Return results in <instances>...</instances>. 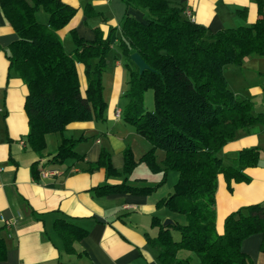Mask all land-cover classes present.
Segmentation results:
<instances>
[{
  "label": "trees",
  "instance_id": "16d2710c",
  "mask_svg": "<svg viewBox=\"0 0 264 264\" xmlns=\"http://www.w3.org/2000/svg\"><path fill=\"white\" fill-rule=\"evenodd\" d=\"M123 1L126 11L117 38L129 84L124 93L127 102L123 118L152 143L141 161L158 172L162 167L156 150L161 149L165 152L164 174L178 172L174 190L158 205L186 217L183 224L159 223L157 236L150 237L158 258L162 264H249L251 258L241 243L249 235L262 233L264 250V205L251 203L230 212L220 233L215 225V196L219 174L224 175L231 190L232 181L250 179L245 169L259 161V148L241 149L229 165L223 164L219 152L240 130L264 123V113L253 112L252 101L236 95L224 73L228 64H241L249 54H264V0H254L258 5L254 23L218 31L192 21L177 5L178 0ZM0 5L17 33L8 56L10 68L28 88L27 140L32 149L41 152L46 147V134L62 132L71 122L104 120L107 101L103 73L115 43L113 29L106 38L96 29L93 40L72 29L75 47L68 51L58 31L75 15L74 6L63 0H0ZM40 7L48 15L47 22L37 17ZM134 51L150 66L142 73L131 59ZM78 62L85 64V90L81 88ZM149 87L154 93L153 110H145L142 103ZM80 140L63 137L52 160L83 159L85 156L75 148ZM123 154L121 171L113 167L111 153L105 148L91 167L102 166L106 174H130L137 161L130 146ZM35 167L36 163L33 170ZM99 189L102 194L148 193L153 187L132 186L123 180ZM56 229L67 252H74L73 242L87 233L65 219L57 221ZM172 229L180 233L179 239L174 238ZM6 258L7 245L0 234V264Z\"/></svg>",
  "mask_w": 264,
  "mask_h": 264
},
{
  "label": "crops",
  "instance_id": "0c3cea01",
  "mask_svg": "<svg viewBox=\"0 0 264 264\" xmlns=\"http://www.w3.org/2000/svg\"><path fill=\"white\" fill-rule=\"evenodd\" d=\"M63 1L77 9L68 25L58 31L64 43L72 40V29L87 40L95 39L96 29L104 38L113 29L111 34L118 45L126 11L123 0ZM177 5L185 14L190 10L194 22L211 31L251 25L258 18L254 0H178ZM1 10L0 5V234L7 245V258L1 264H162L150 237L157 236L159 223L166 226L167 218L173 220L170 223L173 226L177 222L186 223L184 214L158 205L174 190L178 172L169 170L164 174L165 152L160 149L156 150V159L162 168L152 171L140 160L152 145L142 142L140 134L128 130L121 123L122 115H114L116 109H121L118 103L129 87L124 55L121 53L122 59L116 51L111 61L112 46L107 58L103 73L106 118L74 121L62 132L47 133L46 147L39 152L27 140L30 128L25 108L27 85L10 68L9 47L17 33ZM41 21L47 22L48 15ZM77 70L81 88L85 90V64L78 62ZM224 73L231 90L259 105L258 108L255 105L253 112L264 113V54H249L241 64H228ZM109 120L115 121L119 129L104 128ZM63 137H81L75 148L85 157L53 161ZM255 144L260 147L259 161L245 169L248 181H232L230 190L223 174L218 180L215 211L219 226L215 225L220 233L230 212L251 203L264 205V123H257L251 130H240L221 149V156ZM127 146L132 148L137 161L130 174H106L102 166L91 167L105 148L111 153L113 167L121 171ZM43 171L48 174L43 175ZM123 180L153 190L102 194L99 189L101 185ZM1 216L11 220L10 225H5ZM62 219L87 230L85 236L73 242L74 252L65 250L64 239L56 229L57 221ZM262 243V233H254L242 241V250L251 258L249 264H264Z\"/></svg>",
  "mask_w": 264,
  "mask_h": 264
},
{
  "label": "rangeland",
  "instance_id": "374dc122",
  "mask_svg": "<svg viewBox=\"0 0 264 264\" xmlns=\"http://www.w3.org/2000/svg\"><path fill=\"white\" fill-rule=\"evenodd\" d=\"M45 15H47V13H46V11L44 10V9H42V7H40V9L38 10V12H37V17H38V19L41 21V20H43L44 18H45ZM70 42L68 43H66V41H65V43H64V45H65V48L67 49V50H71L72 48H74L75 47V45H74V43H73V41L70 39L69 40ZM114 47H113V51L111 52V54H110V57H111V61H112V56H114V54H115V52L117 51V56H119L120 58H122L123 59V55L121 54V51H120V48L118 47V45L115 43L114 45H113ZM252 101V103H253V100H251ZM126 102H127V97H125L124 96V94L121 96V98H120V101H119V103L118 104H120L119 106L121 107V109L123 110L124 109V107H125V105H126ZM143 107H144V109L145 110H153L154 108H155V102H154V93H153V89L151 88V87H149V88H147L146 90H145V92H144V95H143ZM255 105H256V108H258V106H257V104L255 103H253V110L255 109ZM255 111V110H254ZM121 123L122 124H124L125 125V127L129 130H131V131H134L135 129H134V126L131 124V123H129V122H127V121H125L124 120V118H123V114H122V121H121ZM106 126H107V128H108V130L110 129V128H112L113 130H118L119 128H118V126H116V122L115 121H111V120H109V121H106L105 122V124H104V128H106ZM136 132V131H135ZM137 133V132H136ZM139 137L142 139V142H144V143H146V144H148V145H152V143L150 142V140L148 139V138H146V137H144V136H142V135H139ZM259 145H250V146H244V147H242L241 149H243V148H259V150H260V147H258ZM161 150V149H160ZM161 151H163V150H161ZM239 151L240 150H237V151H230L229 153H223V164L224 165H228L229 163H231L232 161H233V159H234V157H236V156H238L239 154ZM219 154L220 155H222V150L219 152ZM172 171H174V170H172ZM220 177H222V173L218 176V180L220 179ZM216 225H218L219 226V223H217ZM173 234H174V238L175 239H179L180 238V233L177 231V230H174L173 231Z\"/></svg>",
  "mask_w": 264,
  "mask_h": 264
},
{
  "label": "water",
  "instance_id": "95a60500",
  "mask_svg": "<svg viewBox=\"0 0 264 264\" xmlns=\"http://www.w3.org/2000/svg\"><path fill=\"white\" fill-rule=\"evenodd\" d=\"M131 59L138 66L139 73H142L144 70L150 68L149 64L146 61H144L145 59L142 57V55L138 51H134L131 53ZM164 223L165 225H168L170 223H173V220L170 218H167Z\"/></svg>",
  "mask_w": 264,
  "mask_h": 264
},
{
  "label": "built area",
  "instance_id": "2783aa9c",
  "mask_svg": "<svg viewBox=\"0 0 264 264\" xmlns=\"http://www.w3.org/2000/svg\"><path fill=\"white\" fill-rule=\"evenodd\" d=\"M186 14H187V16L193 21V18H194V17L192 16L191 11H190V10H187V11H186ZM114 115H115V117H120V116L122 115V111H121V109H116ZM42 174H43V175H47L48 172H47V171H43ZM1 220L4 222L5 225H10V223H11V220L6 219V218H4L3 216H1ZM21 264H23V263H21Z\"/></svg>",
  "mask_w": 264,
  "mask_h": 264
}]
</instances>
